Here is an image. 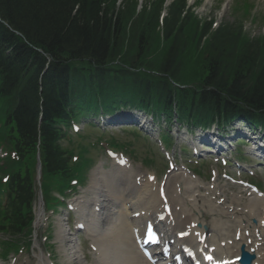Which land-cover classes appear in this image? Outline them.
<instances>
[{
  "label": "trees",
  "instance_id": "trees-1",
  "mask_svg": "<svg viewBox=\"0 0 264 264\" xmlns=\"http://www.w3.org/2000/svg\"><path fill=\"white\" fill-rule=\"evenodd\" d=\"M162 2L150 0L137 12V0H125L121 8L117 6V0H0V17L20 31L30 43L51 51L54 56L89 65L92 62L88 59H95L96 63L104 65L108 59L121 57L123 63L140 66V59H144L150 44L155 41V57L152 56L146 66V70L153 73L141 71L139 75H134L135 79L125 80L114 72H106L104 77L102 74L86 76L81 68L60 64L47 74L52 78L57 77L56 80L65 81L66 76L71 77L79 87L89 81L96 82L98 88L110 97L118 96L131 101L137 97L148 99L160 95L166 107L170 106L171 101H177L183 108L189 106L200 117L213 112L217 104L225 105L228 109L237 106L236 102H246L260 105L258 109H263V41L253 40L249 43L241 40L243 31L240 26L235 29L233 25H224L210 32V22L203 23L192 10L188 12L186 0H177L164 21V51L157 53L160 39L156 11L160 10ZM192 24L194 33L189 41L196 43L190 54L195 56L196 44L201 45L204 41L208 48L204 50L203 60H194L196 57L189 60L188 57L192 56H185L184 53L185 32ZM19 38L0 22V77L7 78L9 87L17 97L28 105H35L37 93L34 87L37 86L38 68L43 63L40 56L34 58L35 52L32 53ZM32 59L34 64L31 65ZM196 70L206 81L216 82L228 98L215 91L197 93L176 89L166 78L169 75L173 78L191 75ZM252 70L256 72L251 73ZM52 84L51 80L45 85V90L51 91ZM20 110L16 121L21 131L27 132L21 123H26L25 127H32L28 123L33 122L34 118L29 112L26 114ZM56 145L53 139L46 140L48 154L44 152L50 169L59 162L60 151ZM23 196L28 197V192Z\"/></svg>",
  "mask_w": 264,
  "mask_h": 264
},
{
  "label": "bare ground",
  "instance_id": "bare-ground-1",
  "mask_svg": "<svg viewBox=\"0 0 264 264\" xmlns=\"http://www.w3.org/2000/svg\"><path fill=\"white\" fill-rule=\"evenodd\" d=\"M138 176L140 175L132 174L126 167H113L111 171H104L101 167L96 168L92 174L89 188L93 196L81 201L84 208L79 210V213L86 214L90 218L91 227L103 229L107 224L114 234L115 246L111 252L115 253L116 256L114 258L110 254L109 259H112L116 264H143L134 252V246L130 240L131 231L139 226L138 221L132 222L131 216L137 213L140 217L149 215L147 218L149 219L153 212L161 210L163 207L162 202L157 199L152 191V184L145 182L140 183V185L136 184ZM180 181L184 186H175V189H172L171 186L167 188L168 205L171 207V214L168 219L174 223V230L178 232L190 230L193 233L191 224L199 223L201 227L196 230L204 232L203 228L207 226L208 232L211 233L210 242L217 245L221 242L216 239V235L222 238L230 233L231 236V232H226L233 230L232 236L228 237L231 239V243L216 247L220 256L228 258L238 256V251L242 246L246 251L254 254L255 257L251 264H264V198L256 200V205L249 207H239L240 197L237 194L231 197V200H225L223 204H220L219 201H208L211 199L209 196L201 199L202 201L197 199V202L190 204L181 197V194H183L185 187L195 188L196 186L187 184L183 176ZM179 188L183 189L178 191ZM208 194H214V191L205 195ZM184 195L187 199L191 197L187 192ZM81 198L84 196L79 199ZM198 201L201 202L199 206L197 205ZM92 203L95 206L90 208ZM97 204L100 209L103 208L104 212L101 210L96 213L94 208ZM142 218L137 220L142 221ZM252 218L258 219L256 224L250 223ZM231 223L234 225L231 226ZM94 231L96 233V236L93 237L94 245L98 246V251L101 253L103 249L99 245H106L102 241L108 239L99 238L97 231ZM64 232L63 229L60 230V233ZM237 238L239 239L237 240ZM63 239H61L62 242ZM68 246L72 248L73 255L81 254L82 251L78 245H72L71 242H68ZM99 257H102L101 254Z\"/></svg>",
  "mask_w": 264,
  "mask_h": 264
},
{
  "label": "rangeland",
  "instance_id": "rangeland-1",
  "mask_svg": "<svg viewBox=\"0 0 264 264\" xmlns=\"http://www.w3.org/2000/svg\"><path fill=\"white\" fill-rule=\"evenodd\" d=\"M122 1H123L122 2V5H123L125 3V0H122ZM145 1H149V0H145ZM227 1L230 2V3L228 4L227 7H225V4H226ZM259 1L260 0H255V2H258L257 3V9H256V11H257L256 12V14H257L256 15V20L258 18V14L260 12L264 11V4L259 3ZM137 2H140V0H137ZM233 2H235V0H206L205 5H203L204 7L203 6L200 7L197 11L200 13L202 18L203 17L215 16L219 23H224V22H227V21H233L235 18H238V17H236L234 15L232 16V13H231V8H232ZM134 3H135V1H134ZM138 6H137V11L139 10V8L142 7V5H140L139 8H138ZM259 10H261V11H259ZM238 19H240V17ZM246 28L250 29V30H254L255 34L260 33L259 29L263 30L262 26H260L259 24L250 26V24L247 23V27ZM193 33H194V24H192V27L187 28V30L185 32V38H186L185 39L186 48L184 50L185 56H188V55L192 56V57H188L189 60H193L195 57L196 58L194 60H197V59H202L203 60L204 50L206 48H208L205 45V42H203L201 45L200 44H196L195 56H194V54L193 55L190 54L193 51L192 49L195 48V43H196L195 41H193V42L189 41L190 37L193 35ZM154 42L155 41L153 40L152 43H151V46H152V44ZM262 43L264 44V41ZM231 49H233V47H231ZM229 50H230V48H228L227 51H229ZM240 50H241V44L239 43L238 51H240ZM109 134L110 133H108L107 135H109ZM114 135L120 141H124L126 143L133 144V147L136 149V153L138 155V158L136 160H138V164H139V166H141V161L143 159H145L144 156L147 153L148 146H149V144L147 143L146 139H144L140 134H139V136H140L139 139H136V136L132 135L130 131L122 132V130H121V131H118L117 133H115ZM91 140H92V142L96 141L94 136L92 137ZM100 145H102V144H100ZM98 148H99L98 145L96 147H94V148H90V150L92 151V157H93L94 162L92 163L91 168L88 169V172H87V174L90 173L89 174V178H91L90 175H92L94 169L97 166L101 165V164L104 165L105 169H110L112 167V163L107 160L105 152L102 151L101 147H100V149H98ZM153 150L157 154L158 150H156L155 148H153ZM164 166H165V164L160 165L158 167V169L163 170ZM204 185H205V187H211L210 182L209 183L205 182ZM217 187H218V189L222 190V192H227V191H231L232 190V192L234 194L235 193H239L241 195V192L238 189H236L234 187H231L229 185H225L222 181H220L218 183ZM227 193H230V192H227ZM245 200H248V198L246 197Z\"/></svg>",
  "mask_w": 264,
  "mask_h": 264
}]
</instances>
